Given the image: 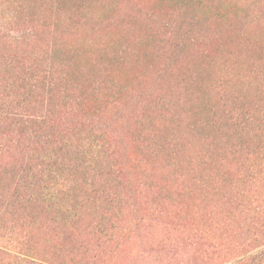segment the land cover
I'll use <instances>...</instances> for the list:
<instances>
[{
  "label": "rangeland",
  "instance_id": "1",
  "mask_svg": "<svg viewBox=\"0 0 264 264\" xmlns=\"http://www.w3.org/2000/svg\"><path fill=\"white\" fill-rule=\"evenodd\" d=\"M2 1L1 55L27 57L34 75H41L51 60L107 83L114 108L106 119L126 142L136 212L131 199L129 211L123 199L119 207L126 210L118 218L111 245L105 242L95 251L90 246L83 253L75 249L77 232L61 226L45 230L48 214L41 215L36 227L43 228L38 232L25 225L18 230L26 237L28 254L16 234L0 228V250L8 255H0V264H233L235 247L248 240L252 228L251 217L244 219L242 201H222L227 195L236 197L230 191L234 185L199 160L164 158L162 168L154 155L136 145L140 136L131 140L128 134L143 131L147 123L157 134L170 133L173 123L159 116L154 99L175 85L183 92L194 91L196 111H205L220 69L236 73L238 96L257 119L264 112V0H51L53 12L57 6L74 13L58 18V23L52 16L49 22L37 0ZM256 68L261 69L258 74L246 78ZM137 92L139 99L129 105ZM217 123L220 133L233 130L223 117ZM245 131L237 129L233 137L243 143L237 160L244 168L256 163L259 139ZM4 137L0 125V139ZM18 152L13 145L7 148V165H18ZM257 161L264 163V158ZM225 173L241 184L242 172ZM236 203L240 206L234 208ZM30 207L32 212L35 205Z\"/></svg>",
  "mask_w": 264,
  "mask_h": 264
},
{
  "label": "trees",
  "instance_id": "2",
  "mask_svg": "<svg viewBox=\"0 0 264 264\" xmlns=\"http://www.w3.org/2000/svg\"><path fill=\"white\" fill-rule=\"evenodd\" d=\"M2 3L0 0V7ZM36 4L43 14H49L50 23L51 16L58 23V18L74 14L57 6L53 12L51 0H37ZM4 27L0 24V33L5 32ZM27 63L28 58L21 54H0V125L5 136L0 139V228L18 236L24 254L31 249L18 230L25 225L28 231L38 232L43 225L41 229L36 225L43 214L49 215L45 230L61 226L78 233L76 251L83 253L90 246L95 251L105 242L111 245L118 218L126 208L129 211L130 199L132 211L136 208L130 196L134 176L127 148L123 149L126 142L106 119L114 108L110 88L90 72L75 73L68 65L49 60L41 75H34ZM259 70L250 69L246 78ZM216 78L205 111H196L194 91L183 92L175 85L154 99L159 116L173 123L170 133L160 134L159 130L157 134L147 123L143 131L128 136L131 140L140 136L136 145L154 155L162 168L166 167L164 158L192 159L221 172L226 182L234 185L231 194L237 193L222 201L227 205L232 200L242 201L244 219L251 217L250 237L235 247L233 264H264V163L257 161L264 158V112L256 119L248 111L246 100L238 96L236 73L220 69ZM140 95H132L128 104L136 103ZM117 104L122 103L118 100ZM222 117L232 125L231 132L220 133L217 120ZM114 119L120 123L119 112L114 113ZM237 129L255 132L259 138L256 163L245 168L237 160L244 149L243 143L233 139ZM12 145L19 151L18 165L5 161L4 154ZM227 171L242 172L238 186L248 185L249 189L238 190L227 178ZM123 199L126 208L119 207ZM30 205H35L32 212ZM238 206L236 203L234 208ZM6 254L0 250V255ZM57 260L61 262L60 257Z\"/></svg>",
  "mask_w": 264,
  "mask_h": 264
}]
</instances>
